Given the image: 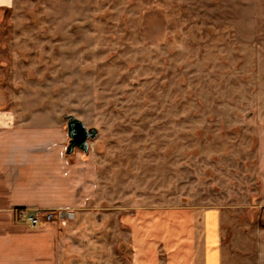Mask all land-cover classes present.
<instances>
[{
  "label": "rangeland",
  "instance_id": "1",
  "mask_svg": "<svg viewBox=\"0 0 264 264\" xmlns=\"http://www.w3.org/2000/svg\"><path fill=\"white\" fill-rule=\"evenodd\" d=\"M0 110L96 130L83 157L95 211L75 228L91 247L60 264H134L133 213L182 205L235 214L225 264H264L250 209L264 223V0H14L0 15ZM52 211L61 231L77 212ZM99 216L105 234L88 231Z\"/></svg>",
  "mask_w": 264,
  "mask_h": 264
},
{
  "label": "crops",
  "instance_id": "2",
  "mask_svg": "<svg viewBox=\"0 0 264 264\" xmlns=\"http://www.w3.org/2000/svg\"><path fill=\"white\" fill-rule=\"evenodd\" d=\"M13 1L0 0V15L12 8ZM26 122L27 119L18 120L12 112L0 110V264L27 261L60 264L91 247L85 245L86 240L75 228L86 229L87 218L95 211L91 202L93 169L82 152L65 153L66 129L59 124L54 128V125L29 126ZM261 137L263 147L258 159L261 195L256 204L264 205V131ZM15 208L77 212L74 211L66 230L61 231L58 222L32 230L15 220ZM250 209H255L257 217L256 206ZM234 215L218 207L202 206L182 205L159 211L137 209L131 218L129 235V245L135 251L134 264H225L223 228L226 225L233 228L226 219ZM256 217L254 227L264 228V223L257 225ZM98 218V228L88 231L105 234L106 219ZM158 246L164 248L163 260L156 254ZM104 248L107 246L100 249Z\"/></svg>",
  "mask_w": 264,
  "mask_h": 264
},
{
  "label": "water",
  "instance_id": "3",
  "mask_svg": "<svg viewBox=\"0 0 264 264\" xmlns=\"http://www.w3.org/2000/svg\"><path fill=\"white\" fill-rule=\"evenodd\" d=\"M66 133L69 139L65 153L70 155L77 148L83 154H88L87 139H93L96 136V130L93 128L86 129L84 124L78 119L66 117Z\"/></svg>",
  "mask_w": 264,
  "mask_h": 264
},
{
  "label": "built area",
  "instance_id": "4",
  "mask_svg": "<svg viewBox=\"0 0 264 264\" xmlns=\"http://www.w3.org/2000/svg\"><path fill=\"white\" fill-rule=\"evenodd\" d=\"M15 220L29 229H37L42 224L55 218V211L30 210L28 208H15Z\"/></svg>",
  "mask_w": 264,
  "mask_h": 264
},
{
  "label": "flooded vegetation",
  "instance_id": "5",
  "mask_svg": "<svg viewBox=\"0 0 264 264\" xmlns=\"http://www.w3.org/2000/svg\"><path fill=\"white\" fill-rule=\"evenodd\" d=\"M6 11H9V10H6ZM85 126V125H84ZM87 130L89 129V127H85ZM67 134V133H66ZM90 140H92V139H87V146H88V149L90 148V146H89V144H88V142L90 141ZM68 141H69V139H68V137H67V142H66V147H67V144H68ZM75 149H77V148H75ZM75 149H74V151H75ZM73 151V152H74ZM89 151V150H88ZM81 152V151H80Z\"/></svg>",
  "mask_w": 264,
  "mask_h": 264
},
{
  "label": "trees",
  "instance_id": "6",
  "mask_svg": "<svg viewBox=\"0 0 264 264\" xmlns=\"http://www.w3.org/2000/svg\"><path fill=\"white\" fill-rule=\"evenodd\" d=\"M4 12H6V11H4Z\"/></svg>",
  "mask_w": 264,
  "mask_h": 264
}]
</instances>
